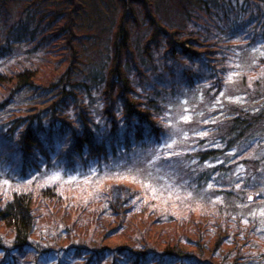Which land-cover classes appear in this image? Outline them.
Segmentation results:
<instances>
[{"label":"trees","instance_id":"1","mask_svg":"<svg viewBox=\"0 0 264 264\" xmlns=\"http://www.w3.org/2000/svg\"><path fill=\"white\" fill-rule=\"evenodd\" d=\"M0 264H264V0H0Z\"/></svg>","mask_w":264,"mask_h":264}]
</instances>
